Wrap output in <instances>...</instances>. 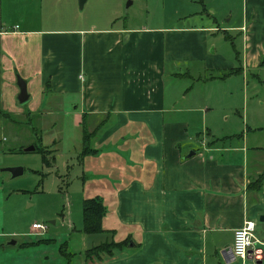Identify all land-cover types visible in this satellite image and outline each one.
<instances>
[{"label": "crops", "instance_id": "obj_1", "mask_svg": "<svg viewBox=\"0 0 264 264\" xmlns=\"http://www.w3.org/2000/svg\"><path fill=\"white\" fill-rule=\"evenodd\" d=\"M50 3L0 0V112L27 121L62 98L81 128L85 116L95 151L88 176L81 172L93 179L85 197L101 200L103 228L129 243L82 264H264V186L247 188L264 172V142L248 144L246 133L224 145L230 135L214 139L209 126H192L195 114L208 117L209 104L185 106L194 85L261 68L264 0H200L182 24L153 28L117 26L114 8L100 20L54 21L46 17ZM17 77L26 83L25 105L17 101ZM184 80L190 87L177 91ZM247 220L256 224L255 240L242 261L231 248ZM79 235L83 257L87 239ZM31 243L18 246H37ZM23 254L13 263L31 264Z\"/></svg>", "mask_w": 264, "mask_h": 264}, {"label": "rangeland", "instance_id": "obj_2", "mask_svg": "<svg viewBox=\"0 0 264 264\" xmlns=\"http://www.w3.org/2000/svg\"><path fill=\"white\" fill-rule=\"evenodd\" d=\"M199 1L87 0L85 6L80 8V0H51L46 17L54 21L67 17L76 22H85L93 18L104 19L108 14L106 10L114 8L118 12L117 26L153 28L164 21L165 24H179V18L200 10ZM193 22L194 20L190 23ZM176 87L177 91L183 90V87L188 89L190 81L181 82L182 89ZM188 92L190 100L185 106L209 104L208 117L203 119L201 114H195L192 119L198 123H193L192 126H198V130H201L203 124L209 126L214 139L230 135L229 140L224 139L227 140L224 145L238 143V136L246 133L249 135L248 144L262 145L264 66L245 74L232 75L222 81L209 82L207 85L196 84ZM67 100L60 98L52 101L49 106L44 104L36 118L32 119V123L41 130L40 140L24 124L28 119L26 121L10 116V119H0L4 124L2 136L5 138L1 142L5 153L0 154V233H18L0 238V244L6 246L5 250H0V256L2 259L5 256V261H11L10 264H14L13 255H20L21 252L31 264H68L61 252L64 249L74 254L69 264L83 263V240L79 235L82 230V201L86 199L85 194L93 179L90 182L83 179L81 172L85 177L88 176L87 161L92 157H81L82 128L76 124L80 117L73 112ZM36 104L39 102L36 101ZM5 115L0 114L3 117ZM250 131L255 133L254 136ZM52 141L56 143L53 145ZM30 147L34 150L27 153L26 150ZM46 147L53 151L55 157L49 166L42 162L40 153L37 152L40 149L46 150ZM5 168H21L23 174L12 178L9 173L2 172ZM34 223L42 224L45 230L42 232L33 229ZM70 226L79 234L76 231L71 233ZM45 239L51 241L29 250L18 246L29 240L43 243L42 240ZM86 239L87 248L108 240L98 235L86 236ZM12 242H17V245H12Z\"/></svg>", "mask_w": 264, "mask_h": 264}, {"label": "trees", "instance_id": "obj_3", "mask_svg": "<svg viewBox=\"0 0 264 264\" xmlns=\"http://www.w3.org/2000/svg\"><path fill=\"white\" fill-rule=\"evenodd\" d=\"M264 66V57L261 61V67ZM240 74L239 69L230 70L228 73L223 74L219 79H226L229 76ZM1 113V112H0ZM2 115H5L1 113ZM7 118L9 116L5 115ZM82 150H81V157L89 156L95 153V151L91 148V141L93 138V132H89L86 128V124L84 122L85 116H82ZM27 126L33 132L34 135H38L39 140L41 139V131L38 129L33 123L32 119H28ZM37 152L40 153L41 160L45 165H50V162L55 159L53 156V151H51L48 147L46 150H38ZM264 186V172L262 175H259L255 180L251 181L248 185V190L250 191H260ZM106 209L101 202L100 199L92 198V199H84L82 201V230L80 231L81 234L86 236H93V235H105L106 242H102L97 246H93L85 250L83 254V258L86 262L93 261L95 259L101 260L103 256H111L115 250H121L125 246L128 245L129 240H124L122 242H115L113 239L114 231L105 230L102 226L103 218L105 217ZM36 243H31V245H38V244H48L51 240H42ZM25 246H30L25 245ZM65 248V247H64ZM62 255L69 261L72 259L73 253L66 252L65 249L61 250Z\"/></svg>", "mask_w": 264, "mask_h": 264}, {"label": "built area", "instance_id": "obj_4", "mask_svg": "<svg viewBox=\"0 0 264 264\" xmlns=\"http://www.w3.org/2000/svg\"><path fill=\"white\" fill-rule=\"evenodd\" d=\"M256 224L253 221H245L242 227L236 229L233 233V243L231 252L235 259L246 260L248 257L249 249L252 247ZM35 230H45V226L40 223L32 224Z\"/></svg>", "mask_w": 264, "mask_h": 264}, {"label": "water", "instance_id": "obj_5", "mask_svg": "<svg viewBox=\"0 0 264 264\" xmlns=\"http://www.w3.org/2000/svg\"><path fill=\"white\" fill-rule=\"evenodd\" d=\"M85 0H80L79 2V7L82 8L83 7V2ZM17 86H18V89H19V94L17 96V101L22 104V103H25L28 99V94H27V90H26V83L20 78V77H17ZM33 147H30L27 149V151H33ZM2 171L4 172H7L9 173L12 178H15L19 175H22L23 173V169L21 168H5L3 169ZM12 245L15 244V242H12L11 243ZM263 261H258L256 262L255 264H262Z\"/></svg>", "mask_w": 264, "mask_h": 264}]
</instances>
